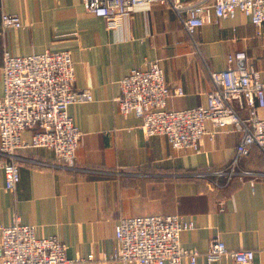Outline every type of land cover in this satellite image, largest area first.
I'll return each instance as SVG.
<instances>
[{"label": "crops", "instance_id": "1", "mask_svg": "<svg viewBox=\"0 0 264 264\" xmlns=\"http://www.w3.org/2000/svg\"><path fill=\"white\" fill-rule=\"evenodd\" d=\"M2 12L18 14L22 25L0 26V67L4 49L19 56L68 50L74 87L88 90L91 99L67 109L80 130L74 169L59 166L47 147L18 149L19 179L7 191L0 167L1 224L17 216L34 226L36 236H57L66 257L79 258L72 264H125L111 258L118 218L179 214L195 222L180 241L199 251L196 264H236L229 256L208 260L213 238L230 249H253V264H264V154L258 146L235 166L236 172L252 174L236 173L227 183L224 176L197 177L192 173L230 167L240 132L223 127L202 138L200 151L176 148L165 134L146 136L141 119L120 113L115 100L120 79L152 60L167 82L184 90L167 99L169 109L206 104L213 89L209 71L226 68L229 53L245 51L248 67L264 80V23L257 33L250 17L237 9L233 17L205 23L191 36L172 8L159 1L136 4L115 30L85 10L81 0H0ZM257 114L264 118V106ZM205 124L213 128L210 121ZM37 130L25 129L22 139L30 142ZM182 264H189L188 258Z\"/></svg>", "mask_w": 264, "mask_h": 264}, {"label": "built area", "instance_id": "2", "mask_svg": "<svg viewBox=\"0 0 264 264\" xmlns=\"http://www.w3.org/2000/svg\"><path fill=\"white\" fill-rule=\"evenodd\" d=\"M159 1L168 5L180 18L185 30L193 35L205 23L233 17L237 9L248 15L261 33L264 23V0H81L88 12L103 19L109 30L122 26L130 18L134 6L142 2ZM16 13L2 12L0 26L19 27ZM222 70H210L213 89L207 102L184 109H169L167 99L182 95V86L165 80L157 60L145 69L132 68L119 81L115 100L123 115L133 113L141 119L146 136L165 134L176 148L190 147L200 151L202 138L213 136L219 128L231 127L240 132L236 155L227 169L198 171L197 177L224 176L230 182L236 173L249 175L248 170L235 171L241 155L249 154L253 145L264 154V118L257 108L264 106V80L259 72L249 68L246 52L227 56ZM0 167L4 189L12 191L19 179L16 150L43 146L51 149L59 166L74 169V152L80 130L73 124L68 106L91 99L88 90L74 87V66L68 50L12 55L3 50L0 67ZM246 111L247 114L242 112ZM213 128L206 127V121ZM37 127L30 142L21 134ZM42 165H47L42 162ZM215 183L219 185L217 178ZM195 222L179 214H149L120 217L114 225L116 246L111 258L125 264H196L199 251L181 246V233L192 229ZM65 244L55 235L36 236L34 226L22 223L17 216L10 224L0 223V264H72L79 260L66 257ZM231 257L236 264H253L255 252L250 248L230 249L225 242L213 238L206 251L208 260ZM88 255V258H91Z\"/></svg>", "mask_w": 264, "mask_h": 264}]
</instances>
